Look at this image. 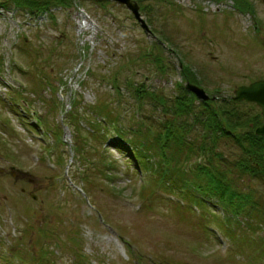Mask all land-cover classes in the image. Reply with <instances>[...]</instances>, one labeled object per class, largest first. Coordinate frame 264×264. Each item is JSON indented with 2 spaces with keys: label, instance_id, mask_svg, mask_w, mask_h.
Wrapping results in <instances>:
<instances>
[{
  "label": "rangeland",
  "instance_id": "obj_1",
  "mask_svg": "<svg viewBox=\"0 0 264 264\" xmlns=\"http://www.w3.org/2000/svg\"><path fill=\"white\" fill-rule=\"evenodd\" d=\"M1 1L0 264H264L258 218L231 208L227 219L215 198L187 188L194 170L183 184L159 144L170 133L175 151L193 150L190 165L203 160L213 180L264 196L257 106L233 98L264 73L254 50L264 1L245 0L253 11L241 0H137L146 27L115 1L44 12L58 1ZM180 121L191 130H179L183 141ZM118 129L138 145L157 141L162 183L151 157L140 171L129 143L112 144Z\"/></svg>",
  "mask_w": 264,
  "mask_h": 264
},
{
  "label": "trees",
  "instance_id": "obj_2",
  "mask_svg": "<svg viewBox=\"0 0 264 264\" xmlns=\"http://www.w3.org/2000/svg\"><path fill=\"white\" fill-rule=\"evenodd\" d=\"M46 1L48 3V0H46ZM57 1L58 2H53L52 4H50L48 6H47V4L46 5H40L42 3H38L36 5H40V7L43 8L42 11L44 12L46 10L47 11L51 10V8L55 7L59 3L64 4V1H66V0H57ZM241 1L243 3H247V2H245L243 0H241ZM27 2H30V1H27ZM70 2L73 3V0H68L65 3H70ZM3 3H4V1H1L0 2V6H3ZM52 5H53V7H51ZM144 6L147 7V6H150V5H144ZM144 6H142V9H143ZM250 8L253 10V7L251 6V4H250ZM34 11H38L39 12V9L36 8ZM28 14H30V13H28ZM245 43L246 42H244V44ZM115 79L113 80L114 83H119V81H117ZM186 80L187 81H190L192 83H199L197 80H195L193 78H187ZM131 86L132 85H129V82H127L125 84V89L128 90ZM144 89L141 90V91L143 92ZM116 90H117L116 93L118 95L120 93H122L121 92L122 90H121L120 86H117L116 87ZM144 92H146V89H145ZM237 102H240V101H237ZM184 107H185V105H181V108H176L175 109L176 113H178L179 110L181 111L180 113H183L184 112ZM223 114L224 115H226V114L229 115V112L226 111ZM215 120H217V119L215 118ZM230 122L232 124H235L231 120H230ZM183 123H184V121H180L179 124H176L178 126L176 133H174V131L176 130V128L174 126H171V125H166V122L164 124V127L167 126V133H168V130L171 128L173 130L174 135H176V137L178 139H180L181 141H183V134H181V132L179 133V130H181V129L184 130V132L187 133L188 138L191 135V130H189V135H188V131L183 126ZM160 132H161V140H159V144L162 147V151L164 153H167L166 159H164V161L169 166H172L174 168H177L178 170L183 171L180 174V177L182 179L183 184L186 183L185 182V178H186L187 173L190 174V173H192L193 170H194L193 172L196 173V178L198 180V184L196 185L195 180L192 179V178H190V180L192 181L193 185L192 186H190V185L187 186V188H189V190L192 189V191H198L197 193H200L202 195L210 196L212 198H215L218 203H221L223 205V207H224L223 210L225 212V217H226V214L228 216H233L234 215V217H237V216H235V214H234V212L232 211L231 208H233L236 213L238 211H240V213L243 214L248 220H251V219H253L256 216L258 218V220H259V224L264 229V196L263 195L258 194L256 191H253V192H242L240 190L238 191V189L236 190L234 187H231V185L228 186V183L225 182V181H223V180H221L219 177H215L214 180H213V176H214V174H215L216 171L214 170V168L212 166H207L206 165L204 167L203 160H201L202 162L200 161V163L194 162L192 165H190L189 162L191 161V159H192L191 157L194 154L193 150L185 147L186 153L183 154L182 153V150H181V147H180V148H178L175 151V149L172 146L169 145L171 139L168 138V134H170V133H168L165 136V134L163 133L162 130ZM173 133H172V135H173ZM117 134H118V137L120 139L119 140L120 142L116 144V147L118 149H120V150H121V148L123 149V145L125 143H129L131 145V147H132V150H133L134 154L144 164H146L145 163V160H146L147 163H149L150 157L152 158L151 160L153 161L152 164L154 165V169L150 165L146 164L147 165V168L149 167V170L152 173L157 174L158 177L155 179V181L158 184H160V182L162 183L164 181L165 176L159 170V168L161 167V163L158 160L153 159V157L158 156V152H160V151H158L160 148L157 147V146H155L153 144V142L157 143V141H153V142L150 141L151 147H153V149H155V152L154 153H151V152H149L150 151L149 149L151 147L148 145V143L146 141L142 142L141 145H138V144L135 143V140L133 138L134 136L133 137L131 136V139H129V136L130 135L127 134V133H125L122 129H118L117 130ZM255 136L259 140V142L263 145V146H261L260 149L262 150V155H264V137L262 135H258V134H255ZM163 139L166 141V143H165L164 146L162 145V142H161V141H163ZM175 142L176 141H174V143ZM185 144L187 146H189V147H192L189 144V142H187ZM174 151L176 152V155H175V157L173 159V153H174ZM153 154H154V156H153ZM159 156H160V154H159ZM175 159L177 161H179V160L182 161V163H181L180 166H176V164L173 163V162H176ZM141 167L143 168L142 163H141ZM242 167L244 169V172H246L247 169H250V165H246V166H242ZM237 173H235V174L232 173V174L233 175H236ZM216 174H218V173L216 172ZM225 179H227V178L225 177ZM222 194L224 195L223 198H222ZM193 197L196 198L198 196L196 195V196H193ZM254 209H255V212H253ZM238 215H240V214H238ZM244 223H246V222H244Z\"/></svg>",
  "mask_w": 264,
  "mask_h": 264
},
{
  "label": "water",
  "instance_id": "obj_3",
  "mask_svg": "<svg viewBox=\"0 0 264 264\" xmlns=\"http://www.w3.org/2000/svg\"><path fill=\"white\" fill-rule=\"evenodd\" d=\"M94 1H115L119 4L125 5L131 12L135 15V17L142 22V24L146 27L147 24L142 17L140 4L136 0H94ZM186 88L188 90L193 91L198 97L202 100L209 99V95L206 91L200 86L192 83H187ZM235 100H247L250 102H255L259 106L262 107L264 113V79L255 81L249 85H242L236 90V95L233 97ZM258 134L264 135V125L257 130ZM34 198L37 197L32 194Z\"/></svg>",
  "mask_w": 264,
  "mask_h": 264
},
{
  "label": "flooded vegetation",
  "instance_id": "obj_4",
  "mask_svg": "<svg viewBox=\"0 0 264 264\" xmlns=\"http://www.w3.org/2000/svg\"><path fill=\"white\" fill-rule=\"evenodd\" d=\"M238 1L239 0H237V2ZM243 1H245V0H243ZM247 1H245V2H247ZM247 3L251 4V6L253 7V10H254V5L253 4H255V3H251V2H247ZM261 41L262 40H257L256 42H259L261 45L263 44V46H261V47L260 46H258V47L256 46L254 48V50H257V51H260V52H264V42H261ZM255 74H259L260 76H254V77H251V78L247 79L246 82H248V83H246V84H250V83H252L254 81H257V80H260V79H264V73H255ZM246 84H242V85H246ZM247 102H249V101H247ZM252 103H254L257 106V111L255 112L256 117H255V121H254V124H256V126H257L256 129H255V132H257V130H258L257 128L262 126V125H264V113H263V109L257 103H255V102H252Z\"/></svg>",
  "mask_w": 264,
  "mask_h": 264
}]
</instances>
